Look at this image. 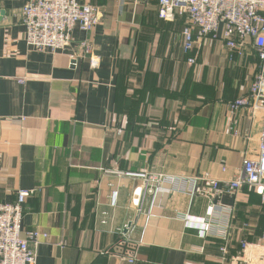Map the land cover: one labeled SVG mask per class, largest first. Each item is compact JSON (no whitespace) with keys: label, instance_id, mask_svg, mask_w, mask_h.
I'll use <instances>...</instances> for the list:
<instances>
[{"label":"crops","instance_id":"1","mask_svg":"<svg viewBox=\"0 0 264 264\" xmlns=\"http://www.w3.org/2000/svg\"><path fill=\"white\" fill-rule=\"evenodd\" d=\"M27 1L0 0V202L33 190L22 228L48 235L36 264H128L112 255L125 226L133 264H219L224 246L228 260L242 240L260 246L256 191L190 195L197 178L223 187L258 156L262 117L229 109L249 89L256 53L209 39L189 64L186 15L159 20L157 0H77L99 11L98 24L76 29L64 52H37L20 22ZM85 38L96 68L71 59ZM127 172L167 181L151 187ZM212 215L225 240L205 235Z\"/></svg>","mask_w":264,"mask_h":264},{"label":"built area","instance_id":"2","mask_svg":"<svg viewBox=\"0 0 264 264\" xmlns=\"http://www.w3.org/2000/svg\"><path fill=\"white\" fill-rule=\"evenodd\" d=\"M157 12L158 18L164 21L186 15L187 23L182 30L185 52H196L200 44L211 39L222 42L238 56H244L246 48L256 53L257 70L249 89L230 102L229 109L233 114L243 111L250 120L260 115L264 123V0H157ZM100 17L96 8L79 4L77 0H28L20 11L26 45L37 52L51 54L66 51L74 41V31L91 32ZM77 48L78 52L71 59H88L93 68L98 66L99 60L86 38L78 42ZM188 62L195 64V55ZM124 176L143 180L151 187L167 181L147 172H127ZM243 186L256 191L264 206V129L260 134L257 158L243 159L241 173L236 179L220 187L215 180L197 178L192 183L190 195L214 199L225 192L235 194ZM33 194V190H20L13 202H0V264H36V250L48 239L46 233L22 228L23 206ZM208 221L205 235L225 240L226 230L219 225L221 217L212 215ZM128 231L129 227L125 226L120 232L112 255L120 262L133 264L137 258L132 240L125 235ZM220 252L219 264H264V233L260 246L242 240L239 254L230 260L226 258L227 246Z\"/></svg>","mask_w":264,"mask_h":264},{"label":"trees","instance_id":"3","mask_svg":"<svg viewBox=\"0 0 264 264\" xmlns=\"http://www.w3.org/2000/svg\"><path fill=\"white\" fill-rule=\"evenodd\" d=\"M156 6H157V2H156ZM157 16H158V12H157ZM159 20H161V19H159ZM161 21H164V20H161ZM196 50V49H195ZM186 54H190L191 55V58H193L194 57V55H195V51L194 52H192V53H188V52H185ZM190 59V58H189ZM195 63H196V59H195ZM262 202V201H261ZM228 248V250L230 249V246H228L227 247Z\"/></svg>","mask_w":264,"mask_h":264},{"label":"water","instance_id":"4","mask_svg":"<svg viewBox=\"0 0 264 264\" xmlns=\"http://www.w3.org/2000/svg\"><path fill=\"white\" fill-rule=\"evenodd\" d=\"M71 64H74V61L71 62ZM141 192V191H140ZM139 191H137L136 193L139 194L140 193Z\"/></svg>","mask_w":264,"mask_h":264}]
</instances>
